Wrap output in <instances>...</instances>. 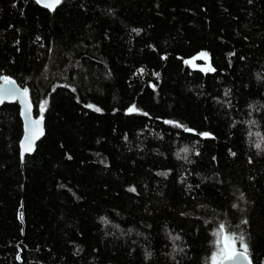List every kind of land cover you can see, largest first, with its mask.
<instances>
[{"label":"trees","instance_id":"1","mask_svg":"<svg viewBox=\"0 0 264 264\" xmlns=\"http://www.w3.org/2000/svg\"><path fill=\"white\" fill-rule=\"evenodd\" d=\"M0 75V264H264V0H0Z\"/></svg>","mask_w":264,"mask_h":264},{"label":"water","instance_id":"2","mask_svg":"<svg viewBox=\"0 0 264 264\" xmlns=\"http://www.w3.org/2000/svg\"><path fill=\"white\" fill-rule=\"evenodd\" d=\"M49 10L53 11L52 9ZM24 89L28 90L26 95L24 94ZM29 91H30L29 87H23L17 82L16 79H13V77L0 75V95H3L5 97L4 103L18 102V105L20 106V114L24 123V129H23L24 134L21 142L19 143L21 150L20 157H22V161H24L25 155L31 154L35 151L37 142L45 134L44 118L40 116H35L34 113L35 105H33L34 103L32 101L31 93ZM26 137H28L27 140ZM29 142H31L32 151L25 150ZM242 251L243 249H237V252H242ZM249 260H251L249 254L247 257L238 255L234 259L224 258L219 264H248Z\"/></svg>","mask_w":264,"mask_h":264},{"label":"snow or ice","instance_id":"3","mask_svg":"<svg viewBox=\"0 0 264 264\" xmlns=\"http://www.w3.org/2000/svg\"><path fill=\"white\" fill-rule=\"evenodd\" d=\"M36 2L38 4H42L43 6L54 10L56 6H58L59 4L62 3V0H36ZM133 31H137V30H133ZM204 56H206V54H202ZM141 72H143V69L140 70ZM208 71H215V69L212 68H208ZM7 79V78H6ZM153 87H155V85H153ZM27 89H24V94H27ZM228 93L226 92L225 95H227ZM5 97L3 95H0V104L4 103ZM87 107H94L93 105H88ZM97 111H99V109H97ZM129 112H133V111H137L136 106L133 105L132 107L129 108L128 110ZM145 115H147V113H145ZM168 123H173L171 121H168ZM179 126V125H178ZM187 131H191V129H186ZM202 135L204 136H209L210 133H202ZM28 139V137H26V140ZM256 148L260 149L261 145L260 144H256ZM26 151H32V146H31V142H29L28 146L25 149ZM183 152L187 153L189 151V149L184 148L182 149ZM233 155H235V153H233ZM186 158V157H185ZM130 191H135V188L130 189ZM246 223V222H245ZM224 225H220V229L223 230ZM174 239H178V237H175ZM240 242H241V246L243 251L242 252H237V250L235 249L234 244H230L228 241V237H225V254H226V258L228 259H234L236 258L238 255L240 256H244L247 257L248 256V245L247 243L244 242V237L241 234V236L239 237ZM150 255V254H149ZM248 264H252V261L249 260Z\"/></svg>","mask_w":264,"mask_h":264},{"label":"rangeland","instance_id":"4","mask_svg":"<svg viewBox=\"0 0 264 264\" xmlns=\"http://www.w3.org/2000/svg\"><path fill=\"white\" fill-rule=\"evenodd\" d=\"M225 237H228V241L230 244H234L235 249H241V247L239 248L236 244V242L234 240H232V238L230 236H228L226 233L224 234ZM225 240V239H224ZM212 263L213 264H219L224 258H226V254H225V241L222 245L221 248H219L218 250H216L215 252L212 253Z\"/></svg>","mask_w":264,"mask_h":264},{"label":"bare ground","instance_id":"5","mask_svg":"<svg viewBox=\"0 0 264 264\" xmlns=\"http://www.w3.org/2000/svg\"><path fill=\"white\" fill-rule=\"evenodd\" d=\"M1 76H3V75H1ZM5 76V75H4Z\"/></svg>","mask_w":264,"mask_h":264}]
</instances>
